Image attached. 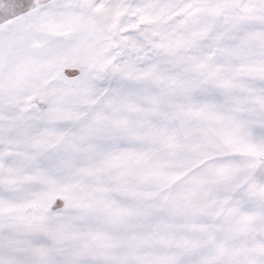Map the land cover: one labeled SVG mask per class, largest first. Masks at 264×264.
<instances>
[{"label": "snow or ice", "instance_id": "snow-or-ice-1", "mask_svg": "<svg viewBox=\"0 0 264 264\" xmlns=\"http://www.w3.org/2000/svg\"><path fill=\"white\" fill-rule=\"evenodd\" d=\"M0 264H264V0H0Z\"/></svg>", "mask_w": 264, "mask_h": 264}]
</instances>
